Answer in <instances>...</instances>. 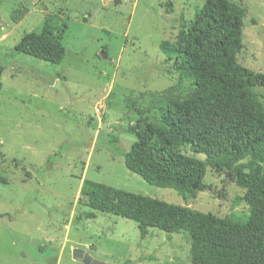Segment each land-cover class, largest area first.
Returning <instances> with one entry per match:
<instances>
[{
  "label": "rangeland",
  "instance_id": "1",
  "mask_svg": "<svg viewBox=\"0 0 264 264\" xmlns=\"http://www.w3.org/2000/svg\"><path fill=\"white\" fill-rule=\"evenodd\" d=\"M103 1L0 0V264H85L75 248L106 264H193L188 234L150 227L142 239L128 218L101 211L87 218L85 179L249 220L246 189L227 171L208 167L210 188L186 200L124 160L138 120L161 123L163 93L177 82L162 45L179 44L206 0ZM232 1L247 11L238 61L264 73V0ZM49 14L67 50L60 64L16 50ZM254 90L264 107V86Z\"/></svg>",
  "mask_w": 264,
  "mask_h": 264
},
{
  "label": "trees",
  "instance_id": "2",
  "mask_svg": "<svg viewBox=\"0 0 264 264\" xmlns=\"http://www.w3.org/2000/svg\"><path fill=\"white\" fill-rule=\"evenodd\" d=\"M246 12L232 0H206L179 44L162 45L177 82L163 93L161 123L138 120V139L124 160L148 183L173 188L186 200L210 188L204 181L208 167L227 171L246 189L249 220L85 179L80 201L89 208L87 218H95L96 211L128 218L138 224L142 239L150 227L188 234L193 264H264V107L254 90L264 86V73L238 61ZM56 30V16L46 15L40 32L26 33L16 50L60 64L67 50ZM3 72L0 66V89ZM109 142L119 138L111 135Z\"/></svg>",
  "mask_w": 264,
  "mask_h": 264
},
{
  "label": "water",
  "instance_id": "3",
  "mask_svg": "<svg viewBox=\"0 0 264 264\" xmlns=\"http://www.w3.org/2000/svg\"><path fill=\"white\" fill-rule=\"evenodd\" d=\"M111 0H104V4L107 5ZM115 3H118L120 0H114ZM103 57L105 56L104 51L102 52ZM73 257L76 260L82 261L85 264H106L105 262L95 259L92 255H90L88 252H86L84 249L81 248H75L73 250Z\"/></svg>",
  "mask_w": 264,
  "mask_h": 264
},
{
  "label": "built area",
  "instance_id": "4",
  "mask_svg": "<svg viewBox=\"0 0 264 264\" xmlns=\"http://www.w3.org/2000/svg\"><path fill=\"white\" fill-rule=\"evenodd\" d=\"M101 108H102V106H101V107H98V108L96 109V112L100 113V112H101Z\"/></svg>",
  "mask_w": 264,
  "mask_h": 264
}]
</instances>
